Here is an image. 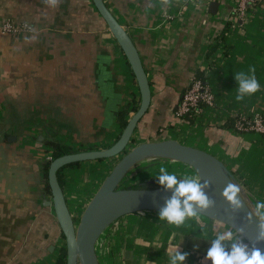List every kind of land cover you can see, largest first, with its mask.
<instances>
[{
	"label": "crops",
	"instance_id": "0c3cea01",
	"mask_svg": "<svg viewBox=\"0 0 264 264\" xmlns=\"http://www.w3.org/2000/svg\"><path fill=\"white\" fill-rule=\"evenodd\" d=\"M104 1L137 46L151 85V105L132 142L175 138L207 150L233 172L256 210L264 202V133L235 125L242 116L264 118V0L249 5L244 18L235 16L236 0ZM212 1L219 3L216 13ZM96 11L92 0H0V24L31 27L18 34L0 29V264H56L65 243L44 177L45 139L74 150L107 148L121 135L120 113L128 108L129 120L134 103L140 105L131 65ZM253 67L260 90L237 100L234 74L251 75ZM193 77L211 85L215 104L200 119L177 118ZM110 160L62 170L75 218L109 174ZM144 163L151 167L138 171ZM161 167L177 170L166 159H151L129 180L143 186L158 179ZM175 172L182 178L190 169ZM229 232L223 243L230 248L243 238L204 215L177 226L158 211L135 212L105 230L97 253L101 264H169V253L179 248L190 253L183 264H212L208 248Z\"/></svg>",
	"mask_w": 264,
	"mask_h": 264
},
{
	"label": "water",
	"instance_id": "95a60500",
	"mask_svg": "<svg viewBox=\"0 0 264 264\" xmlns=\"http://www.w3.org/2000/svg\"><path fill=\"white\" fill-rule=\"evenodd\" d=\"M92 1L131 65L139 85L141 101L138 110L129 118L114 144L104 149L67 153L55 158L50 164L48 181L57 220L65 236L66 264H101L97 242L109 226L127 214L158 211L165 204L171 197L172 190L164 187H121L125 178L129 177L139 164L157 158L186 164L202 177V181H210V186L205 192L209 198L215 200V205L206 211H199L198 214L229 226L249 245L255 244L264 252V241L256 239L261 230V218L252 206L249 194L221 159L207 150L182 143L175 138L143 141L129 149L139 122L150 108L151 85L138 48L129 32L104 0ZM218 8L219 3L212 1L210 11L216 13ZM119 155H122L121 158L104 178L80 218L76 219L67 205L58 178L59 170L75 162L115 158ZM229 183L240 187L241 206L236 210H233V206L223 195Z\"/></svg>",
	"mask_w": 264,
	"mask_h": 264
},
{
	"label": "clouds",
	"instance_id": "9594fccd",
	"mask_svg": "<svg viewBox=\"0 0 264 264\" xmlns=\"http://www.w3.org/2000/svg\"><path fill=\"white\" fill-rule=\"evenodd\" d=\"M47 3L56 5L58 0H46ZM251 75L245 72L234 74L237 82V100H243L246 95H251L260 90V83L255 76V68L250 69ZM158 183L166 189L172 190V195L165 204L159 208L158 217L169 224L182 225L189 217H196L199 211H206L215 205V200L209 198L205 189L210 186V181H202V177L184 176L182 178L170 173L166 167L159 169L156 175ZM240 187L229 183L223 195L233 206V210L241 206L239 199ZM256 214L261 218L260 231L257 241H264V202L256 204ZM232 233H221L212 241L207 250L206 259L212 264H264V252L255 244L249 245L243 239H235L230 248L223 243L226 238H231ZM190 255L189 252H181L177 248L169 253V264H183Z\"/></svg>",
	"mask_w": 264,
	"mask_h": 264
},
{
	"label": "built area",
	"instance_id": "2783aa9c",
	"mask_svg": "<svg viewBox=\"0 0 264 264\" xmlns=\"http://www.w3.org/2000/svg\"><path fill=\"white\" fill-rule=\"evenodd\" d=\"M199 2L198 0H194ZM262 0H236L235 16L244 18L247 14L249 5H255ZM0 29L4 33L18 34L24 30L31 29L30 26L14 25L10 21L2 22ZM215 104V93L211 85L204 80L193 77L189 86L181 95L180 102L175 111L177 118H190L193 120L200 119L208 108ZM236 128L239 131H255L264 133V118L261 114H254L251 117H240L236 122ZM51 159V156H49ZM197 175V174H196Z\"/></svg>",
	"mask_w": 264,
	"mask_h": 264
},
{
	"label": "trees",
	"instance_id": "16d2710c",
	"mask_svg": "<svg viewBox=\"0 0 264 264\" xmlns=\"http://www.w3.org/2000/svg\"><path fill=\"white\" fill-rule=\"evenodd\" d=\"M96 13L98 14V16L100 17V20L106 24V22L104 21V19L100 16L99 12L96 11ZM94 16V15H93ZM229 23H227L225 25V27L223 28V31H222V37L224 38V35H226V32L229 31ZM139 108V103H134L133 107H132V111H137ZM129 109L126 108L124 109L121 113H120V120H121V129L123 130L125 128V126L127 125L128 123V115H129ZM45 143V152H46V157H45V160L43 162V171H44V177H45V182H46V186H47V189H50V185H49V181H48V170H49V167H50V164L51 162L59 157V156H62L64 154H67V153H72V152H77V151H81L80 149L78 150H74L70 145L64 143L63 141H61L60 139L56 138V137H48L45 139L44 141ZM87 150H90V149H93L92 147H89V148H86ZM126 153V151L124 152ZM123 153V154H124ZM49 156H51V159L49 158ZM98 160H105V159H98ZM80 162H75V163H72V164H69L67 166H64L63 168H61L58 172V178H59V181H60V184L61 186L64 184V179H63V175H62V170L66 167H69V166H75V165H78ZM141 185H137L135 187H140ZM64 236V234H63ZM65 238V236H64ZM67 263V247H66V243H63L61 248H60V251H59V254H58V258H57V261H56V264H66Z\"/></svg>",
	"mask_w": 264,
	"mask_h": 264
},
{
	"label": "rangeland",
	"instance_id": "374dc122",
	"mask_svg": "<svg viewBox=\"0 0 264 264\" xmlns=\"http://www.w3.org/2000/svg\"><path fill=\"white\" fill-rule=\"evenodd\" d=\"M136 145V142H132L129 146V149H131L132 147H134ZM122 155H119L115 158H111V160L109 161V165H108V173L111 171V169L113 168V166L118 162V160L121 158ZM109 159V158H107ZM167 162H170L171 164H173V166L175 167V169L179 170L180 168H188L190 169V173L188 172H180V176L181 177H184V176H196V172L191 168L189 167L188 165L186 164H183L181 162H177V161H172V160H169V159H166ZM28 163L30 162L29 160L27 161ZM149 167H151V164L150 163H144V166H142V168H139L138 171H141V170H144V169H148ZM137 169H135L134 171H136ZM170 172H175L173 169H168ZM176 170L175 173H178ZM178 176V174H175ZM152 177V176H151ZM179 177V176H178ZM130 177H126L125 180L122 182L121 184V187H135L137 186L138 184L136 183L135 179H132V181L129 180ZM152 179V178H151ZM137 180V179H136ZM131 183V184H130ZM133 183V184H132ZM144 187H159L161 186L159 183H158V179H155V180H150L148 181L147 183H145V185L143 184ZM163 187V186H161ZM77 219V218H76Z\"/></svg>",
	"mask_w": 264,
	"mask_h": 264
}]
</instances>
